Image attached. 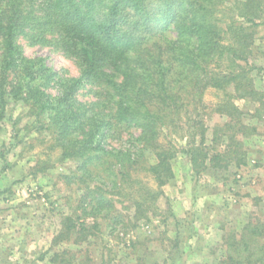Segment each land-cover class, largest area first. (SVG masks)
Masks as SVG:
<instances>
[{"label": "trees", "instance_id": "trees-1", "mask_svg": "<svg viewBox=\"0 0 264 264\" xmlns=\"http://www.w3.org/2000/svg\"><path fill=\"white\" fill-rule=\"evenodd\" d=\"M263 25L264 0H0V123L19 130L11 106H25L33 139L52 141L59 162L77 163L62 178L82 193L54 245L78 244L104 220L115 232L160 215L179 155L196 176L248 164L246 140L264 126V89L253 75L262 67L250 61ZM20 35L76 59L79 74L27 57ZM87 87L91 101L80 100ZM210 90L223 95L207 100ZM237 99L257 107L245 112ZM53 166L37 159L30 173ZM119 200L130 206L118 208ZM257 224L238 249L249 256L227 264H264V223ZM63 254L51 260L64 262Z\"/></svg>", "mask_w": 264, "mask_h": 264}, {"label": "rangeland", "instance_id": "rangeland-1", "mask_svg": "<svg viewBox=\"0 0 264 264\" xmlns=\"http://www.w3.org/2000/svg\"><path fill=\"white\" fill-rule=\"evenodd\" d=\"M17 44L27 57H42L55 71L79 74L77 60L60 49L33 43L24 35L18 36ZM250 61L262 67L254 69L253 75L257 87L264 89V25L258 29ZM222 95L210 90L206 99L217 101ZM78 98L91 101L89 87L81 89ZM237 103L245 112L253 113L257 107L245 99ZM11 108L14 118L19 114L21 118L16 131L10 121L0 123V264H227L229 256H249L251 250L238 249L250 229L257 232V222L264 223V126L246 140L249 162L242 168L196 176L188 157L179 155L173 163L175 179L164 187L166 196L159 200L160 215L115 232L104 220L102 230L93 233L91 229L86 240L54 245L62 217L72 212L82 193L69 190L62 178L77 163L59 162L60 149L49 148L52 141L33 139L39 135L28 109L21 104ZM252 120L257 121L255 116ZM112 144L122 143L114 140ZM37 159H48L54 166L33 175L30 168ZM116 203L118 208L130 206L128 200ZM88 224L92 226V221ZM228 240L239 243L238 247L230 246ZM56 250L64 253L65 263L51 260Z\"/></svg>", "mask_w": 264, "mask_h": 264}]
</instances>
